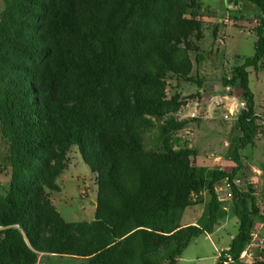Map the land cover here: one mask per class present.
<instances>
[{
	"label": "trees",
	"instance_id": "16d2710c",
	"mask_svg": "<svg viewBox=\"0 0 264 264\" xmlns=\"http://www.w3.org/2000/svg\"><path fill=\"white\" fill-rule=\"evenodd\" d=\"M248 1L260 10L254 54L221 79L245 104L233 122L236 167L226 170L198 166L193 148L170 140L187 123L177 117L181 94L167 96L169 81L202 85L191 59L203 61L198 0H2L0 135L10 179L0 192V264H36L39 254L76 264H176L218 226L215 189L224 181L238 227L217 264H245L259 224L264 242L254 196L232 184L240 151L262 128L248 69L264 67V0ZM153 128L148 147L143 133ZM73 146L97 188L88 222H65L50 200ZM202 192L207 224L181 226ZM252 264H264V248Z\"/></svg>",
	"mask_w": 264,
	"mask_h": 264
},
{
	"label": "rangeland",
	"instance_id": "374dc122",
	"mask_svg": "<svg viewBox=\"0 0 264 264\" xmlns=\"http://www.w3.org/2000/svg\"><path fill=\"white\" fill-rule=\"evenodd\" d=\"M198 3L199 17L205 24L203 39L199 43V53L203 56V61L199 64L195 62L196 53L191 54V59L192 76L198 77L202 85L199 89L196 84L169 81L167 96L170 97L175 92L181 94L184 104L177 117L187 123L183 129L171 131L170 140L175 147L193 148L198 154V166L231 170L236 167L230 156L234 140L239 136L233 122L240 108L228 119H225L224 115L231 102L230 98L235 97L237 102L242 99L240 89L223 88L221 79L229 76L234 67L242 64L243 59L254 54L260 10L248 0H198ZM3 7L4 4L0 0V11ZM248 71L249 88L254 95L255 111L261 119L262 128L255 138L259 147L248 146L240 151L241 166L234 180H238V188L254 196L259 212L264 217V170H253L264 167V67L259 70L249 68ZM194 103L198 104V116L191 118ZM190 108L191 111L184 116ZM157 136V128L143 133L144 144L146 142L148 147L155 145ZM6 150L7 144L0 135V172L5 169L6 172L10 171L5 161ZM214 157L219 159L213 163ZM56 184L59 192H52L50 198L65 222L93 220L97 188L92 173L82 161L75 146L70 149L68 167L58 177ZM218 186L219 197L230 204L231 196H228L224 182ZM5 189L6 183L0 186V192ZM223 222L209 238L202 235L193 240L176 264H217L219 254L229 247L238 227L233 213L230 219L225 218ZM261 230L259 224L253 232L256 236L251 245L241 256L243 263L252 264L255 260H260L264 248ZM79 261L70 256L42 254L36 264H76Z\"/></svg>",
	"mask_w": 264,
	"mask_h": 264
},
{
	"label": "crops",
	"instance_id": "0c3cea01",
	"mask_svg": "<svg viewBox=\"0 0 264 264\" xmlns=\"http://www.w3.org/2000/svg\"><path fill=\"white\" fill-rule=\"evenodd\" d=\"M1 11H0V13H1ZM190 111H191V108L189 109V111L186 112V114L184 116H187V113ZM256 142H258V141L255 140L253 146L258 148L259 146L257 145L258 143H256ZM217 159H219V157H216V158L214 157V159L212 160L213 163L216 162ZM200 166H203V165H200ZM207 168H211V167H207ZM253 170H254V172H262L263 171L262 168H260V169L259 168H253ZM6 171L7 170L5 169L3 172H0V186L2 184H5V183H6V187L8 186L9 179H10V171L9 172H6ZM218 189L220 190L219 186L216 187L215 191H216V194L218 196L219 203H220L219 223L217 226V227H220L221 224L224 223L223 221L225 220V218L230 219V215L232 214V203L228 204L227 200H222L221 197H219V195H218ZM192 197H193L192 201L195 202V204L188 207L184 211L182 219H181V226L194 225V226L202 227V226L207 224V216H208L207 212H208V202H209L208 195L206 192H202L198 195H193ZM50 200H51V198H50ZM51 202L53 204L52 200H51ZM53 206H54V204H53ZM94 207H95V204H94ZM185 219H186V221H185ZM215 229H214V231H215ZM212 233L211 234H205V236L207 238H209L212 235ZM39 255H42V254H39ZM38 258H39V256H38Z\"/></svg>",
	"mask_w": 264,
	"mask_h": 264
},
{
	"label": "built area",
	"instance_id": "2783aa9c",
	"mask_svg": "<svg viewBox=\"0 0 264 264\" xmlns=\"http://www.w3.org/2000/svg\"><path fill=\"white\" fill-rule=\"evenodd\" d=\"M227 90L229 88H226ZM225 99L227 100H230L231 99V102L228 104V107H227V113L224 115V118L225 119H228L229 117H232L234 114H236V112L238 111V109L240 108L243 109L245 104L244 102L241 100L239 102H237L235 100V97H232V98H228V97H225ZM233 100V101H232ZM198 104L197 103H194V108H193V111L192 113L190 114V117L191 118H194V117H197L198 116V108H197ZM224 184H225V187L228 189V196H231V191H230V186L231 184L227 181H224ZM232 184H234L236 187L238 186V180H234L232 181ZM256 236L255 233H252V240L253 238ZM245 253V252H244ZM242 253V254H244ZM241 254V256H242ZM220 255V254H219ZM231 260L229 257H226L225 261L222 262V264H230Z\"/></svg>",
	"mask_w": 264,
	"mask_h": 264
}]
</instances>
